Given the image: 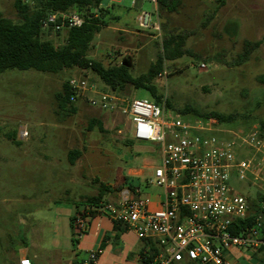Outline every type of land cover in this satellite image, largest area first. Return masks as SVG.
Instances as JSON below:
<instances>
[{
	"label": "rangeland",
	"instance_id": "obj_1",
	"mask_svg": "<svg viewBox=\"0 0 264 264\" xmlns=\"http://www.w3.org/2000/svg\"><path fill=\"white\" fill-rule=\"evenodd\" d=\"M100 8L109 13L85 57L104 68L126 62L132 77L147 75L162 51L163 39L184 38L188 54L164 61L162 71L152 79L163 97L160 106L165 115L205 122L206 118L181 114L190 107L215 121L214 129L240 136L264 123V85L258 82L264 75V0H223L222 5L180 0L172 13L159 10L152 0H141L139 9L134 0H101ZM141 12L157 23V34L137 26ZM0 15L19 20L13 0H0ZM65 37L64 31L43 32L41 40L61 47ZM247 43L258 46L244 56ZM72 77L86 78L121 98L153 103L144 89L127 85L112 91L104 87L90 69L72 68L57 74L8 70L0 75V202L19 200L2 207L8 213L22 214L0 215V264H12L23 247L36 257L35 264H81L109 234L116 237L110 235L108 244L102 246L100 256L105 264H132L125 256L137 254L142 247L132 232L112 231L106 217L100 228L92 223L81 238L71 228L77 211L93 207L85 202L87 197L96 196L105 187L108 191L100 204H116L125 187L121 186L124 177L141 186L157 164L154 145L128 144L131 140L119 114L91 109L81 101L73 104L74 113L69 112V106L58 108L56 95ZM212 113L232 120L219 123L209 117ZM93 120L100 126H92ZM23 132L26 137L21 136ZM71 151L80 152L73 165L68 161ZM246 157L245 150H240L239 158ZM230 187L250 202L264 196V183L252 185L234 177ZM142 192L155 195L159 190L142 186ZM91 219L87 217L88 224ZM261 257L258 254L241 262L263 264Z\"/></svg>",
	"mask_w": 264,
	"mask_h": 264
},
{
	"label": "built area",
	"instance_id": "obj_2",
	"mask_svg": "<svg viewBox=\"0 0 264 264\" xmlns=\"http://www.w3.org/2000/svg\"><path fill=\"white\" fill-rule=\"evenodd\" d=\"M21 2L31 4L30 0ZM136 22L140 29L159 32L147 13L141 12ZM84 23L75 12H56L46 15L40 24L43 31L60 33L81 28ZM67 85L71 103L81 101L91 109L119 114L129 139L154 145L157 154V164L141 186H125L116 204H100L74 216L71 228L78 238L88 230L87 217L103 215L138 240L154 244L156 253L150 264H240L238 261L249 260L264 249V199L257 203V216L247 225L249 200L230 187L234 177L252 185L264 183L260 127L240 136L214 129L216 122L208 118L205 125L204 121L168 117L163 106L118 97L86 78L72 77ZM21 136L26 137V133ZM240 150H245L246 158H239ZM142 186L157 188L159 193L144 194ZM238 222L243 224L237 226ZM101 254L100 248L91 250L81 264H96ZM149 257L146 245L140 263ZM18 264L31 262L24 257Z\"/></svg>",
	"mask_w": 264,
	"mask_h": 264
},
{
	"label": "trees",
	"instance_id": "obj_3",
	"mask_svg": "<svg viewBox=\"0 0 264 264\" xmlns=\"http://www.w3.org/2000/svg\"><path fill=\"white\" fill-rule=\"evenodd\" d=\"M30 2L31 4H22L21 0H13V7L19 18L17 22L0 15V75L8 70H33L39 73L57 74L72 68L90 69L103 86L112 91L131 85L135 89L146 90L154 104L161 105L163 103V97L152 85V79L160 74L164 61H174L188 54L183 46V37H165L162 41V51L157 56L155 63L151 65L147 75L134 78L129 74L128 67H124L122 64L104 68L101 64L85 57L94 35L102 26H105L102 19L108 14V11L100 8L101 0H30ZM155 3L159 10L172 13L179 6L180 0H155ZM217 4L222 5L223 0ZM56 12H75L85 20L81 28L64 31L66 33L65 44L61 47H55L51 42L41 40L43 32L52 33L41 30V20L46 15ZM257 46L258 43H247L243 51L244 56L247 55L251 47L256 48ZM258 82L264 85V75L258 77ZM71 94L66 81L62 85L61 91L56 95V100L59 109L69 106V112L74 113V103L70 102ZM164 104L169 107L167 101H164ZM181 114L208 118V115L200 114L190 107H185ZM209 117L215 118L219 123H230L232 120L229 116L224 117L217 113H212ZM91 125L100 126V123L93 120ZM259 127L264 133V123H261ZM132 142L134 141H129L128 144L132 145ZM79 156V151H71L68 157L69 163L73 165ZM121 186L133 187L134 185L127 177H124ZM106 191H108L107 188L101 187L96 196L87 197L85 202L96 207L100 204ZM263 199V196H258L256 201H249L252 215L250 214L244 223L251 224L257 216V203ZM72 220L73 218L70 225H72ZM242 224L243 222H238L236 225L241 226ZM112 225L114 230H122L113 222ZM233 234H237V232L234 231ZM146 245L150 247V257L147 261H142L141 264H150L152 256L156 253L154 244L145 243Z\"/></svg>",
	"mask_w": 264,
	"mask_h": 264
},
{
	"label": "crops",
	"instance_id": "obj_4",
	"mask_svg": "<svg viewBox=\"0 0 264 264\" xmlns=\"http://www.w3.org/2000/svg\"><path fill=\"white\" fill-rule=\"evenodd\" d=\"M134 7L136 9H139L141 7V0H135L134 1ZM9 202H11V203H14V202L15 203H19V200H11V201H2V202H0V215H22L21 213H19V214L18 213L17 214L16 213H8L7 210H6V208L2 207V204H7ZM76 213L78 214L80 212L77 211ZM103 217H106V216L97 215V216L92 217V219H91V221L89 223V226H88L89 227L88 231L90 230L92 223H95L96 226H97V228H100L99 225L101 224V220H102ZM107 220H109V219L107 218ZM111 228H112V231H119V230H114L113 229L112 222H111ZM122 231H124V230H122ZM110 235L112 237H116L115 234L104 235L103 236V244H108L109 237H111ZM102 246H103L102 244L101 245H98V246H96V249L100 248L102 250ZM144 247H145V243L142 242V247H141L140 251L137 254H132V253L129 252V254L127 256H125V260L126 261H131L132 264H141L140 261H139V256H140V253L142 252V250L144 249ZM102 254H103V251H102ZM102 254H101V256H102ZM258 254H260V255L262 254L261 260H262V263H263V259H264V249L263 250H260L256 254H253L252 257L253 256H256ZM101 256L99 257V259H98V261H97L96 264H105V260L104 259H101ZM118 256L121 257V258H123V256H120V254ZM24 257L25 258H28L30 260L31 264H35L36 257L34 255H31L30 252H29V250H28V248H26V247L20 248L18 250L17 256L13 257V263L12 264H18L19 259L24 258ZM252 257L249 260H251ZM238 262H240V264H242L241 260L238 261ZM114 264H118V263H114Z\"/></svg>",
	"mask_w": 264,
	"mask_h": 264
},
{
	"label": "water",
	"instance_id": "obj_5",
	"mask_svg": "<svg viewBox=\"0 0 264 264\" xmlns=\"http://www.w3.org/2000/svg\"><path fill=\"white\" fill-rule=\"evenodd\" d=\"M122 65H123L124 67H128V64H127L126 62H123Z\"/></svg>",
	"mask_w": 264,
	"mask_h": 264
}]
</instances>
